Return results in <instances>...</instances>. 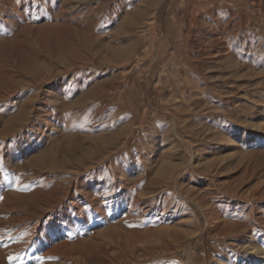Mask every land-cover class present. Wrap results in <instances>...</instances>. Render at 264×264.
<instances>
[{
    "label": "rangeland",
    "instance_id": "374dc122",
    "mask_svg": "<svg viewBox=\"0 0 264 264\" xmlns=\"http://www.w3.org/2000/svg\"><path fill=\"white\" fill-rule=\"evenodd\" d=\"M0 264H264V0H0Z\"/></svg>",
    "mask_w": 264,
    "mask_h": 264
}]
</instances>
